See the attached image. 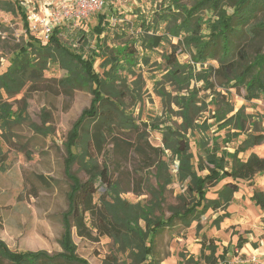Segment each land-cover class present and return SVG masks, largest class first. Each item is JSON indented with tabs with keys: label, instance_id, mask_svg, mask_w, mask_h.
Masks as SVG:
<instances>
[{
	"label": "rangeland",
	"instance_id": "rangeland-1",
	"mask_svg": "<svg viewBox=\"0 0 264 264\" xmlns=\"http://www.w3.org/2000/svg\"><path fill=\"white\" fill-rule=\"evenodd\" d=\"M196 1L177 0V4L174 0H104L99 12L74 20L62 19L63 10H77V0H19L18 4L28 16L30 32L36 38L44 41L41 22L48 21L51 27L60 29L59 37L63 43L95 60V68L101 75L111 67V57L117 55L125 60L132 55V65L121 72L122 79L114 88L117 91L129 90V96L122 102L130 112H134L139 124H147L145 134L152 145L164 147L166 126L180 129L184 124L183 108L175 98L193 97L189 111L192 127L187 132L182 131V134L189 139L194 154L193 163L197 164L199 155H203L200 138L212 146L213 138L225 136L228 131L236 132L229 126L221 129L213 117L216 113L226 112L229 106L234 108V112L243 107L248 120L256 121L264 130V94L258 99L246 101L242 97L244 89L241 93H237L235 88L228 90L217 83L213 74L208 76V68L217 66L218 61H196V45L188 40L194 35L195 22L190 23V30L181 29L175 33L184 19L178 6L182 4L191 8ZM228 2L225 0L224 8L231 13ZM18 4L14 0H0V74L7 70L17 49L28 42ZM57 13L61 14L59 21L54 19ZM99 14L107 16V27L100 35L104 42L101 50L95 47L97 34L92 35L91 31L98 24ZM199 15L204 19L202 35L209 36V21L214 20V13L204 8ZM258 19L264 20V11L258 13ZM33 24L38 26L37 30L32 29ZM81 31L88 34L86 40L81 38ZM153 35L163 37L160 46H148ZM247 44V38L237 39L236 49ZM257 46H264V38L260 45L248 44L247 49L253 54ZM99 51L100 55L94 53ZM169 56L177 58L180 64L178 78L170 76L172 65ZM66 75L67 71L58 64L49 63L45 77L46 84L51 88L23 91L12 98L4 95L2 100L10 105L12 114L25 110L21 119H14L5 125L0 121V240L12 251L45 250L55 254L63 250L60 240L64 231L63 216L69 207L71 184L65 172L68 156L65 143L73 124L83 110L90 107L93 99L90 86L64 90L59 80ZM34 125L39 126L40 131ZM247 128L250 132V122ZM122 136L130 141L138 138L132 131L122 132ZM244 137L245 134L235 137L229 143H223L219 138V145L233 151L237 141ZM106 150H110L107 157L110 170L119 188L124 190V198L152 203L155 205V217L165 220L174 211L193 204L195 194L188 190V181L178 177L179 162L170 150H166L164 156L168 167L159 171L155 166L146 168L143 157L133 150H128L127 157L122 159L112 151V144H107ZM252 151L264 154V143L240 156L246 159ZM102 158L100 155L99 160ZM71 170L81 179L86 178L78 163H74ZM222 184L211 188L208 197H216L215 191ZM256 188L255 180L240 181L248 223L230 225L222 230L214 220L224 210H209L193 221L190 227L176 219L164 228L155 237V257L160 264H192L184 256L199 257L201 242L205 238L216 242L218 253L222 251V246H228L230 264H249L247 257L236 251V244L239 235L248 236L254 242L263 231V213L248 200L251 191ZM154 194H158L159 200ZM238 226L240 228L236 229ZM72 239L77 246V254L89 264H136L129 253L118 250L110 237L91 241L79 237L73 228ZM4 264L11 263L5 260ZM201 264L206 263L201 261Z\"/></svg>",
	"mask_w": 264,
	"mask_h": 264
},
{
	"label": "trees",
	"instance_id": "trees-1",
	"mask_svg": "<svg viewBox=\"0 0 264 264\" xmlns=\"http://www.w3.org/2000/svg\"><path fill=\"white\" fill-rule=\"evenodd\" d=\"M14 1L17 4L19 2ZM228 1L227 5L232 8L231 13L224 8L225 0H197L191 8L180 4L178 7L184 19L175 33H179L181 29L190 30V23L195 22L194 35L188 40L196 45V61L217 60V66L208 68V76L213 74L217 83L228 90L235 88L237 93H241V89H244L242 97L246 101H252L264 94V46H257L253 54L248 51L247 46L260 45L264 38V20L258 19V13L264 11V0ZM174 2L177 3V0ZM17 8L24 20L28 42L26 46L17 49L7 70L0 74L2 125L23 118L25 111L12 114L10 105L2 101L4 95L12 98L23 91L51 88L46 84L45 77L49 63H56L67 71V75L59 80L64 90L90 86L93 99L90 107L84 109L73 124L65 143L68 153L65 172L71 184L69 207L63 216L64 231L60 240L63 250L55 254L45 250L12 251L0 240V264H4L5 260L11 264H89L76 252L77 246L72 239L73 228L79 237L91 241H99L103 236L112 238L118 250L129 253L136 260V264H160V260L155 257V237L164 228L172 225L176 219L190 227L193 221L207 211L226 209L239 191L240 181H252L255 176L264 172V156L253 151L246 159L240 156L241 153L264 143V130L259 128L256 121L248 120L249 116L244 113L243 107L234 112V108L229 106L226 112L213 116L221 129L229 126V129H236V132L228 131L225 136L213 138L212 146L209 145L210 142L205 143L200 138L203 155H199L195 164L191 143L182 134V131L187 132L192 127L189 111L193 97L175 98L183 108L184 124L180 129L166 126L163 132L164 147L152 145L145 134L147 124H139L134 112H130L122 102L123 98L129 96V90L125 88L117 91L114 88L117 81L122 79L121 72L132 65V55L125 60L117 55L111 57V67L101 75L95 68L93 58L85 57L84 53H78L61 41L59 28L54 29L47 43L36 38L30 32L25 11L19 4ZM204 8L214 13V20L209 21L210 35L206 37L202 35L204 19L199 15ZM106 24V14H99L98 24L91 30L92 35L97 34L95 47L99 50L104 43L100 35L106 29ZM87 36L85 31H81L83 40ZM245 38L248 39V44L236 49V40ZM162 41L161 36H150L148 46L158 47ZM94 53L101 54L100 51ZM168 60L172 65L170 76L178 78L180 64L177 58L169 56ZM206 80L213 85L208 78ZM15 114L17 116H13ZM248 122L252 128L250 132L247 128ZM34 128L40 131L39 126L34 125ZM126 131H132L138 138L134 141L123 138L122 132ZM244 134L245 137L237 141L233 151L219 145V138H222L223 143H229ZM107 144H112V151L119 159L126 158L127 151L133 150L143 157L146 168L155 166L158 171L168 167L164 156L165 151L170 150L179 162L178 177L182 181L187 180L188 190L195 194L193 204L174 211L165 220L155 217V205L152 203L133 202L124 198V190L119 188V183L110 170L107 159L110 150H106ZM100 155L102 160H99ZM74 163H78L85 172V179L72 172ZM221 183V187L215 191L216 197H208L209 190ZM158 194H154L156 199ZM251 199L264 210V189L256 188ZM223 217L219 215L214 223L219 225ZM244 241L240 236L237 246L241 247ZM227 254V247H223L218 253L216 242L205 238L199 257L191 255L189 258L184 256V259L192 264H201V261L206 264H230Z\"/></svg>",
	"mask_w": 264,
	"mask_h": 264
},
{
	"label": "crops",
	"instance_id": "crops-1",
	"mask_svg": "<svg viewBox=\"0 0 264 264\" xmlns=\"http://www.w3.org/2000/svg\"><path fill=\"white\" fill-rule=\"evenodd\" d=\"M261 156H264V154H262ZM254 180L256 181V186L258 188L264 189V172L260 173L259 178H256V179L254 178L253 181ZM242 191L243 190H241V189H240V191H237L234 195L233 201L228 205V207L226 209H224V213H222V214L219 213V215L224 216L223 219L219 223L220 228H222V230L227 228V226L229 227L230 225H238V224H243L245 222L248 223L247 215L244 213L247 210L244 208V201L245 200H243V198H242V195L244 193V192L242 193ZM251 192L252 193H251L248 200L251 202H254L251 199V196L253 194V190ZM238 200H239V202H238ZM254 204L256 205L255 202H254ZM256 207H257V209L259 208V210L263 213L262 217H264V210H262L258 205H256ZM237 211H238V213L235 214ZM240 211H243V212H240ZM225 213L227 215H224ZM218 216H216V218ZM234 216H237V217L234 218ZM239 228L240 227L238 226L236 229H239ZM261 230H263V231H261L260 238L258 237L257 240H253L254 242H252L251 238H249L248 236H246V237H242L241 235L238 236V239L241 236L243 239H245V241L243 242V245L241 247L237 246V244H236V251L239 254L247 257V263H249V264H252L250 262V258L255 254L258 255L259 259L261 260V264H264V226ZM230 235L232 236V232H230ZM257 235H258V233H257ZM233 237H235V235ZM209 239H212V238H209ZM237 242H238V240H237ZM201 246H202V242H201ZM223 247L228 248V246H222V249H223ZM200 251H201V248H200ZM228 255H229V249H228L227 258H228ZM242 262H244V261H242Z\"/></svg>",
	"mask_w": 264,
	"mask_h": 264
},
{
	"label": "built area",
	"instance_id": "built-area-1",
	"mask_svg": "<svg viewBox=\"0 0 264 264\" xmlns=\"http://www.w3.org/2000/svg\"><path fill=\"white\" fill-rule=\"evenodd\" d=\"M104 5V0H77V10H70V9H65L63 10V17L62 19H83L88 17L91 13H95V12H99L102 7ZM66 11V12H65ZM60 13L55 14V20L59 21L60 19ZM28 18V16H27ZM29 21V18H28ZM47 21V20H46ZM37 23V22H35ZM32 24V21H31ZM41 26H43V32L45 35V38L43 39V43H47L50 39V36L52 35L55 26L51 27L50 23L41 22ZM34 28H32L33 30H37L36 24H33ZM250 262L252 264H261V260L259 259L258 255H253L250 258Z\"/></svg>",
	"mask_w": 264,
	"mask_h": 264
}]
</instances>
